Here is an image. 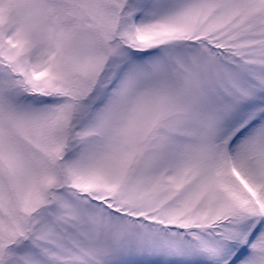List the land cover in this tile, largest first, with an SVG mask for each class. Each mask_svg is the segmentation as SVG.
I'll use <instances>...</instances> for the list:
<instances>
[{
  "label": "rangeland",
  "instance_id": "rangeland-1",
  "mask_svg": "<svg viewBox=\"0 0 264 264\" xmlns=\"http://www.w3.org/2000/svg\"><path fill=\"white\" fill-rule=\"evenodd\" d=\"M0 264H264V0H0Z\"/></svg>",
  "mask_w": 264,
  "mask_h": 264
}]
</instances>
